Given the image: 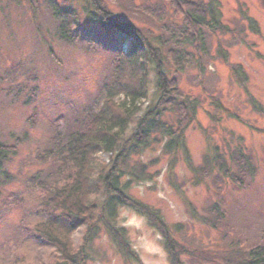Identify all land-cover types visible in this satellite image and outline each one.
<instances>
[{
	"label": "rangeland",
	"instance_id": "374dc122",
	"mask_svg": "<svg viewBox=\"0 0 264 264\" xmlns=\"http://www.w3.org/2000/svg\"><path fill=\"white\" fill-rule=\"evenodd\" d=\"M56 1L82 13L81 0ZM103 1L115 17L134 22L150 37L169 38V31L182 22L166 0ZM217 2L224 28H204L196 46L185 45L193 56L183 71H175L172 61L166 60L169 76L177 77L180 89L197 102L196 117L185 131L187 152L164 154L162 142H152L134 157L147 163L149 179L133 180L128 189L134 199L159 210L172 237L190 253L180 254L183 264H237L252 247L264 244V4ZM47 4L0 0V138L17 146L5 165L10 177L0 194V264L61 262L56 247L35 228L43 222H67L60 211L51 212L44 205L43 185L54 178L57 168L53 160L41 157L74 115L91 104H102V86L113 68L114 53L100 42L104 33L98 24L82 17L80 35L87 37L74 43L60 41ZM179 47H184L182 42ZM151 70L148 96L121 144L157 103ZM214 147L229 164L228 174L218 165L211 173L195 170L203 166L207 154L213 156ZM119 151L96 154L108 164L106 172ZM241 154L251 157L242 170L235 159ZM32 177L37 178L35 183ZM107 199L103 191L96 197L95 227L81 226L71 235L80 257L67 264L81 260V264H173L164 237L148 217L121 203L111 219L124 229L128 242L119 246L106 226L111 221ZM216 203L219 214H224L219 222L210 210ZM194 254L212 259L198 261Z\"/></svg>",
	"mask_w": 264,
	"mask_h": 264
},
{
	"label": "trees",
	"instance_id": "16d2710c",
	"mask_svg": "<svg viewBox=\"0 0 264 264\" xmlns=\"http://www.w3.org/2000/svg\"><path fill=\"white\" fill-rule=\"evenodd\" d=\"M81 1L82 13L71 6H63L56 0H47L56 23L58 39L74 43L82 36L87 37L88 34L80 35L82 28L79 21L82 17L89 19L98 24L104 33L100 42L110 47L114 53L113 68L110 78L102 86L105 92L102 104H91L74 115L64 133H55L51 145L41 157L46 161L53 160L57 168L54 178L47 186L40 182L42 189L46 191L44 205L51 212L60 211L67 222H43L35 228L56 247L61 258L58 264L76 263L80 256L71 235L81 226L92 225L93 215L98 210L96 197L103 191L108 196L105 204L108 206L106 209L110 220L118 203L141 212L164 237L173 264H183L180 254L189 252L172 237L159 210L134 199L128 194V189L133 180L149 179L147 163L134 157L139 156L152 142H162L164 154L174 155L180 150L187 152L185 131L196 117L197 102L180 89L177 77L169 76L166 60L169 63L172 61L175 71H183L191 63L193 56L192 51L186 47L196 46L198 38L203 36L201 30L224 28L218 0H166L173 7L174 13L182 16V22L176 23V28L169 31V38L150 37L151 34L144 33L134 22L115 17L103 0ZM261 1L264 4V0ZM156 13L158 17L163 15L161 10ZM248 21L253 30L259 31L253 20ZM89 39L93 41V36ZM155 40L157 44L154 43ZM181 42L184 47H179ZM150 69L154 71L156 78L157 103L146 110L134 133L121 144L133 117L140 111L141 102L148 96ZM116 148L120 151L113 166L106 172L108 164L99 160L96 154L101 151L112 153ZM16 152V144H6L0 138V194L10 177L5 165ZM212 155L207 154L203 166L195 170H200L201 174L211 173L214 166L218 165L220 170L228 174L229 164L221 156L218 147L213 148ZM235 159L240 170L246 162L251 161L250 155L246 154L236 156ZM126 177L128 179L124 181ZM30 180L35 183L37 178L32 177ZM210 210L217 214L216 221L223 218V213L219 214L220 206L217 203ZM106 226L114 240L119 241V246H128L123 228L116 227L112 220L107 221ZM94 227L93 224L91 229ZM93 237L92 233L88 239ZM80 254L83 256V252ZM194 255L198 261L212 259L200 254ZM237 264H264V244L252 247L247 256L242 257Z\"/></svg>",
	"mask_w": 264,
	"mask_h": 264
}]
</instances>
